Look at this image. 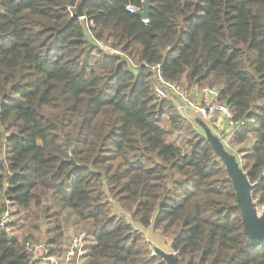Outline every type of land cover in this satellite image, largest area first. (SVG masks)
Wrapping results in <instances>:
<instances>
[{"label":"trees","instance_id":"trees-1","mask_svg":"<svg viewBox=\"0 0 264 264\" xmlns=\"http://www.w3.org/2000/svg\"><path fill=\"white\" fill-rule=\"evenodd\" d=\"M127 4L144 6L0 0V217L7 201L14 216L0 228V264H35L27 242L60 254L63 213L94 237L83 264H167L142 228L170 242L178 264H264L224 162L154 96L149 69L219 89L244 120L231 146L263 206L264 0H149L146 23Z\"/></svg>","mask_w":264,"mask_h":264},{"label":"built area","instance_id":"built-area-1","mask_svg":"<svg viewBox=\"0 0 264 264\" xmlns=\"http://www.w3.org/2000/svg\"><path fill=\"white\" fill-rule=\"evenodd\" d=\"M144 2V0H141ZM125 9L131 13H137L142 8H137L132 4H127ZM83 15L78 18L83 19ZM144 23L147 18H142ZM93 45L102 53L109 57H123L129 61L132 67L136 64L132 62L117 47L111 44L91 38ZM153 73V94L159 99H169L174 103L180 113L192 115V117L209 123L212 129L217 131V137L225 140H232L243 124L244 120H235L229 105L219 99V89L214 86L195 87L187 90L180 87L177 83L166 79L161 73L159 63L149 66ZM223 132V133H221ZM7 208L0 217V228L7 227L13 219L12 209L9 202H6ZM85 233L74 234L69 244L66 246L61 258L51 255L49 248L44 243H26L28 252L32 255L35 264H83L85 259Z\"/></svg>","mask_w":264,"mask_h":264},{"label":"water","instance_id":"water-1","mask_svg":"<svg viewBox=\"0 0 264 264\" xmlns=\"http://www.w3.org/2000/svg\"><path fill=\"white\" fill-rule=\"evenodd\" d=\"M149 13V0H144V6L142 10L137 11V14L141 18H147ZM82 13L78 9L76 16H81ZM1 104V101H0ZM243 120V119H242ZM197 121H200L197 119ZM204 136L209 139L215 152L219 155L221 160L224 162L233 182V186L236 192L237 207L242 212L244 230L252 243L254 244H264V215L259 217L256 205L251 199V192L253 187L248 182L244 172L240 165L236 163L233 156L229 155L222 147L218 137L212 135L207 128H204ZM75 167H78L75 164ZM144 234H146L147 229L142 228ZM155 250L163 256L167 264H178L177 257L175 253H166L161 248H156Z\"/></svg>","mask_w":264,"mask_h":264},{"label":"rangeland","instance_id":"rangeland-1","mask_svg":"<svg viewBox=\"0 0 264 264\" xmlns=\"http://www.w3.org/2000/svg\"><path fill=\"white\" fill-rule=\"evenodd\" d=\"M247 149L250 148L252 146V141H248L247 144ZM229 152L231 153V155H233L234 159L236 160V163L238 165L241 164V161L239 159V154L236 152V150L234 148H232L231 146H229L228 148ZM55 208V207H54ZM13 211V208H11ZM256 209L258 212L259 217H262L264 215V205H256ZM66 211H69L68 209H66ZM73 217L70 216L68 213H63L62 214V219L66 228V233L67 234H77V233H85L86 234V238H85V256L88 250H90V248L94 245V237L92 235V232L90 230H86L83 229V227H77L74 223V219H72ZM25 221L27 222V219L23 220V223H25ZM76 226V227H75ZM145 236L147 237V239L149 240V242L152 245H157L159 248H164L165 251L171 253V248H170V242H168L164 237H162L161 235H159L157 232H152L150 230H147ZM69 237V236H68ZM64 245H68L69 244V238L67 239V235H65V241H64ZM65 250V249H64ZM64 250L58 254V258H61L63 255ZM86 258V257H85ZM85 260V259H84Z\"/></svg>","mask_w":264,"mask_h":264},{"label":"crops","instance_id":"crops-1","mask_svg":"<svg viewBox=\"0 0 264 264\" xmlns=\"http://www.w3.org/2000/svg\"><path fill=\"white\" fill-rule=\"evenodd\" d=\"M182 116H184L186 119H188V121H190V122H192L197 128H198V130L204 135V128H207L209 131H210V133L212 134V135H214V136H216L217 137V131L215 130V129H212V127H211V125L209 124V123H207V122H205V121H197V119L196 118H194V117H192V115H190V114H186V113H180ZM199 120V119H198ZM221 133H223V132H221ZM223 135H224V133H223ZM219 139V138H218ZM220 140V143H221V145H222V147H223V149L229 154V155H231V153L228 151L229 149V146H231V140H225V141H227V143L228 144H225L224 142H223V140L222 139H219ZM232 147V146H231ZM233 148V147H232ZM231 156H233V155H231ZM241 166V165H240ZM69 236V237H68ZM73 235L72 234H68L67 235V239L69 238V241H70V239H71V237H72ZM156 247H158L157 245H156ZM159 248V247H158ZM164 252H166V253H168L167 251H165L164 250V248H161Z\"/></svg>","mask_w":264,"mask_h":264}]
</instances>
